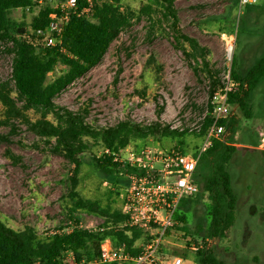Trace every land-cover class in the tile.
<instances>
[{
  "label": "rangeland",
  "instance_id": "obj_1",
  "mask_svg": "<svg viewBox=\"0 0 264 264\" xmlns=\"http://www.w3.org/2000/svg\"><path fill=\"white\" fill-rule=\"evenodd\" d=\"M143 1L146 0L120 3L137 9ZM175 6L180 29L207 48L209 68L217 70L221 79L229 72L233 58L234 67L243 73L263 53L264 0L243 6L237 0H175ZM36 11L37 7L14 9L11 16L29 22ZM148 25L146 16L135 18L110 44L101 62L68 85L55 101L74 111L87 108V119L94 125H114L130 118L197 129L209 99L210 79L203 58L187 56L182 45L189 50V44L176 41L168 26L158 27L152 34ZM229 34L235 39L231 56L227 53ZM3 46L0 41V78L5 79L11 75L12 56L2 50ZM150 55L163 65L160 72L146 64ZM63 69L57 66L49 79ZM252 110L250 118L241 112L235 129L226 130L227 142L236 146L228 163L238 198L236 218L228 236L212 244L225 264H264V79L253 91ZM2 111L0 103V118ZM31 115L34 116L32 112ZM8 130V126L0 124V133ZM11 139L0 141V217L15 229L33 226L37 237L45 239L68 221L73 205L68 182L72 164L52 152L47 142L24 124ZM180 139L178 135L149 137L136 139L130 145L150 140L169 148L179 145ZM184 141L192 152L202 139L189 133ZM102 151L95 142L80 154L78 191L84 199L95 200L113 211L121 207L126 186L114 185L96 165L93 155L98 157ZM210 208L207 195L199 193L180 210L194 229L198 223L207 224ZM75 217L83 227L94 229L105 222L107 215L79 208ZM193 256L187 264H196Z\"/></svg>",
  "mask_w": 264,
  "mask_h": 264
},
{
  "label": "trees",
  "instance_id": "obj_2",
  "mask_svg": "<svg viewBox=\"0 0 264 264\" xmlns=\"http://www.w3.org/2000/svg\"><path fill=\"white\" fill-rule=\"evenodd\" d=\"M60 1L46 0L27 22L12 17L11 11L33 9L36 0H0V41L4 43L2 50L12 56L10 77L0 78V103L3 106L0 124L9 127L7 133H0V141H11V136L19 131L22 124L43 138L52 152L63 155L72 164L68 182L69 196L73 203L66 224L58 227L45 239L37 237L33 226L15 229L0 217V264H119L96 262L100 255L102 238L110 234L116 245L123 242L130 245L139 236L140 231L129 226L118 230H100L83 227L79 223L75 217V211L79 208L107 215L103 222L105 224L126 219L121 207L109 211L97 201L84 199L79 194L82 166L80 154L90 150L95 142L103 149L119 151L136 139L177 135L181 138L179 145L172 147L187 153L190 151L186 148L185 136L191 133L202 139L214 121L210 99L213 92L222 85V79L217 70L209 68L205 59L207 48L180 29L175 0H146L137 9L123 6L120 0H77L76 7L69 12L57 43L46 45L41 41L38 44L41 40L38 31L48 25L50 13H61ZM142 16L148 19L149 33L153 34L158 27L168 26L176 41L189 44V50L182 45L187 56L203 58L210 79L209 99L207 111L197 129H179L158 120L141 123L130 118L114 125H94L87 119V108L74 111L55 101V97L68 85L100 63L110 44L121 31L131 25L135 18ZM146 64L157 72L163 68L154 55L148 57ZM235 64L233 58L230 76L235 88L229 93V101L237 105L245 117L250 118L253 114V91L264 79V51L243 73L234 67ZM59 65L65 69L49 79V74ZM238 119L228 116L220 118L218 124H223L226 130H231L235 129ZM198 146L199 144L193 151ZM235 150V145L214 137L209 148L200 157L196 168V181L200 191L195 196L199 193L207 195L211 203L209 219L207 224L198 223L192 229L185 222L184 212L179 210L177 219L180 222L176 225L179 231L184 235H191L194 241L205 236L215 240L226 238L235 222L238 198L228 171V163ZM93 160L114 185H127V166L113 160V156L108 153H102L98 157L93 155ZM115 192L118 193L117 190ZM193 197L184 200L180 209L183 205L188 206ZM129 228L132 229L131 236L125 232ZM195 262L225 264L214 246L197 251Z\"/></svg>",
  "mask_w": 264,
  "mask_h": 264
},
{
  "label": "built area",
  "instance_id": "obj_3",
  "mask_svg": "<svg viewBox=\"0 0 264 264\" xmlns=\"http://www.w3.org/2000/svg\"><path fill=\"white\" fill-rule=\"evenodd\" d=\"M45 1L36 0L34 8L38 10ZM257 1L238 0V4L243 6ZM59 4L61 13L52 11L48 25L38 31L46 45L57 43L77 0H61ZM229 36L227 53L231 56L235 39L233 34ZM234 88L229 69L222 79V85L213 92L210 99L214 121L193 152L184 153L172 146L166 148L150 140L136 146L128 144L119 151L103 149V153L112 155L113 160L129 168L125 174L128 181L121 204L126 219L117 223H103L96 229L118 230L129 226L138 229L140 234L130 245L127 242L116 245L112 235L106 234L100 242V255L96 262L186 264L187 259H192L191 255L212 246L215 241L213 237H199L194 241L191 235L179 231L176 226L180 222L177 213L184 198L192 197L200 191L196 168L202 153L209 148L214 137L227 142L226 128L218 124V120L228 116L238 117L241 113L240 108L229 101V93ZM125 232L131 236L132 229Z\"/></svg>",
  "mask_w": 264,
  "mask_h": 264
},
{
  "label": "crops",
  "instance_id": "obj_4",
  "mask_svg": "<svg viewBox=\"0 0 264 264\" xmlns=\"http://www.w3.org/2000/svg\"><path fill=\"white\" fill-rule=\"evenodd\" d=\"M188 260V259H187ZM196 263V262H195ZM186 264H187V261H186Z\"/></svg>",
  "mask_w": 264,
  "mask_h": 264
}]
</instances>
